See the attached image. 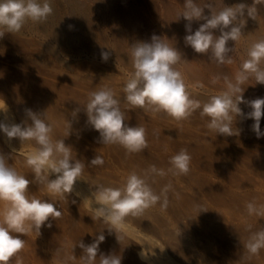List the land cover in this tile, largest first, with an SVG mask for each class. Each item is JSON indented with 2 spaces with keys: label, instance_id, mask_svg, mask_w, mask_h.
Listing matches in <instances>:
<instances>
[{
  "label": "rangeland",
  "instance_id": "obj_1",
  "mask_svg": "<svg viewBox=\"0 0 264 264\" xmlns=\"http://www.w3.org/2000/svg\"><path fill=\"white\" fill-rule=\"evenodd\" d=\"M80 1L91 4L89 0ZM129 1L150 20L163 42L174 47L165 37L161 10L167 2L182 13L184 0H148L154 8L138 0ZM209 1L217 11L239 4L238 0ZM55 6L61 12L59 19L66 22V0H55ZM93 16L98 20L96 11ZM99 27L109 40L102 48L110 53L106 62L102 51L68 42L53 35L51 28L31 21L19 32H5L0 38V108L6 111L0 112V122L30 124L25 110L31 109L51 124L53 140H64L72 148V158L85 164L72 193L51 194L34 179L26 163L35 141H9L0 132V153L11 167L32 181L28 195L54 203L62 213L55 220L50 218L46 224L52 227H42L40 234L35 230L17 234L24 240V247L9 264H82L79 242L90 244L101 233L105 240L99 245L95 264H100L101 254L119 256L121 264H264V248L256 255L246 248L250 236L264 229V214L249 215L246 207L249 202L264 206V137L256 138L251 130L254 121L236 117L233 127L240 130L239 135L225 136L208 129L209 118L201 117L202 109L177 121L163 112L133 108L124 100L123 91L133 65L115 54L110 31L101 21ZM228 46L233 47V62L221 64L224 73L203 70L191 75L182 59L175 66L190 98L203 104L226 89L225 77L234 79L247 58L249 44L243 31L241 38L229 41ZM244 87L245 100L264 98V85L255 84L254 79ZM103 88L111 89L120 100L128 126L146 130L147 147L140 152L128 153L118 144L103 145L98 142L99 133L86 124L84 107L89 95ZM77 107L81 110L73 117ZM239 107L244 113L252 110L243 103ZM260 128L264 132V116ZM182 149L191 157L189 171L173 175L168 171L170 158ZM96 155L103 158V165L89 164ZM153 165L165 175L149 173ZM133 172L147 174L157 194L171 185L166 193L168 206L161 207L162 196L142 215H129L118 229L112 228L95 217V189L98 185L122 188ZM3 208L0 202V211Z\"/></svg>",
  "mask_w": 264,
  "mask_h": 264
},
{
  "label": "clouds",
  "instance_id": "obj_2",
  "mask_svg": "<svg viewBox=\"0 0 264 264\" xmlns=\"http://www.w3.org/2000/svg\"><path fill=\"white\" fill-rule=\"evenodd\" d=\"M258 4L264 5V0H253L251 6L244 3L224 6L216 11L210 3L201 7L196 0H184V10L179 14V19L183 17L188 22L185 24L188 33L184 37L185 45L190 46L195 53L208 54L209 60L217 64H231L233 47H229L228 42H236L241 38L245 11L252 18L257 12ZM205 8L209 10L207 15ZM52 13L50 0H0V38L5 32H19L29 21L42 23ZM193 21H203L194 32ZM131 48L133 72L123 91L124 100L133 108L163 112L177 121L185 120L197 109H202L201 117L209 118L208 129L225 136L239 135L240 130L233 127V123L236 117L241 116L254 121L251 130L257 139L264 137L260 128V121L264 116V98L245 100L243 96L244 85L249 79H254L255 84L264 85V38L248 47L247 58L242 61L234 79L224 78L226 89L219 95L209 97L203 104L190 98L184 78L175 67L182 59L175 47L154 35L150 43L138 42ZM109 56V52H101L103 61L106 62ZM242 103L252 110L244 113L239 107ZM80 110L79 107L74 109L73 117ZM25 111L30 124L26 121L0 122V132L9 141H35V149L26 156V163L32 168L34 179L43 184L51 194L64 196L72 193L85 164L80 159L72 158V148L64 140H53L52 126L46 123L41 114L31 109ZM84 111L87 116L86 124L99 133L98 142L103 145L118 144L128 153L140 152L147 147L146 130L125 123L120 100L115 98L111 89L103 88L90 93ZM0 112L6 111L0 108ZM190 160V155L182 149L170 158L171 167L168 171L173 175L187 174ZM103 163V158L96 155L89 164L96 166ZM148 172L165 175L164 170L157 169L154 165ZM31 182L11 167L7 157L0 153V202L4 204L0 211V264H9L11 258L23 249L24 240L17 234H26L32 230L40 234L42 227H52L51 223L46 224L50 218L55 220L62 215L54 203L28 195ZM170 187L171 185L165 186L157 194L148 183L147 174L142 176L135 172L128 175L122 188L98 185L94 193L95 217L118 229L125 217L142 215L145 210L160 202L162 196L164 199L161 207L166 208V193ZM246 207L249 215L264 214V206L257 207L249 202ZM104 240L105 236L101 233L90 244L79 242L83 251L80 257L82 264H95L99 245ZM246 248L252 255L264 248V229L250 236ZM140 255L141 258L145 256L143 252ZM100 264H121V258L101 254Z\"/></svg>",
  "mask_w": 264,
  "mask_h": 264
},
{
  "label": "bare ground",
  "instance_id": "obj_3",
  "mask_svg": "<svg viewBox=\"0 0 264 264\" xmlns=\"http://www.w3.org/2000/svg\"><path fill=\"white\" fill-rule=\"evenodd\" d=\"M89 1L91 4L80 0H66L68 18L67 21L64 22L59 19L61 12L56 8L55 0H50L53 13L47 20L37 24L51 28L53 35L57 37L64 38L71 43H78L80 47H84L93 52H98L102 51V48L109 41L100 32L99 26L101 21L110 31V41L112 42L111 45L115 54L121 60L131 63L132 45L138 42L150 43L154 35L160 38L159 33L154 29L150 20L141 14L138 8L129 0ZM138 1L148 6L151 5L153 8L155 6L148 0ZM196 2L201 7L209 3L211 4L209 0H196ZM238 2L248 6L253 4V0H238ZM163 5L164 8L160 10L162 11L165 37L181 54L184 69L191 75H198L203 70H213L224 73L225 68L223 65L217 64L215 61H210L208 54L195 53L190 46L185 45L184 37L188 34L185 30V24L188 22L184 20L183 17L179 19V14L181 12L173 3L165 2ZM256 8L257 12L252 18L247 15V11H245L243 17L245 25L242 31L247 38L249 46L253 42L264 38V5L258 4ZM205 10V14H209L207 8H205ZM94 11H96L98 15V20L93 16ZM201 23H203V21L192 22L193 32Z\"/></svg>",
  "mask_w": 264,
  "mask_h": 264
}]
</instances>
